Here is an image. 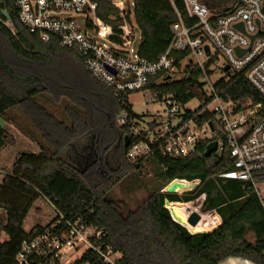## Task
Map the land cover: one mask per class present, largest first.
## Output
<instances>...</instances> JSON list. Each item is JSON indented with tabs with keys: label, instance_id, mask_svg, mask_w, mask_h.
I'll return each instance as SVG.
<instances>
[{
	"label": "trees",
	"instance_id": "trees-1",
	"mask_svg": "<svg viewBox=\"0 0 264 264\" xmlns=\"http://www.w3.org/2000/svg\"><path fill=\"white\" fill-rule=\"evenodd\" d=\"M133 3L129 22L142 35L137 53L143 59L156 61L171 44V27L177 22L176 12L170 0H133ZM1 11L8 12L11 25L8 26L9 22L2 16L0 150L9 143L15 144L2 122L20 103H26L29 112L36 110L39 113L37 126L47 142L41 138L39 154H19L12 171L5 173L0 183V209L7 215L2 232L8 237L6 241L0 237V264H17L22 244L44 234L58 220L56 217L46 227L36 226L30 232L25 231V220L41 198L50 200L65 220H82L91 227L104 230L105 241L122 255L116 264H220L230 258L264 264V209L252 183L220 177L235 169L228 152L211 164L212 157H205L207 145L203 142L196 153L186 158L170 159L156 155L131 164L126 159L125 135L128 131L116 126V117L122 111L139 116L134 113L128 96L116 95L93 78L86 69L85 60L76 52L61 48L56 40L44 43L38 34L29 32L21 23L13 0H2L0 15ZM98 16L108 24L120 23L118 10L111 0H99ZM5 48L25 62V66L35 69L33 73L37 74L39 69V78L15 75L5 63ZM176 56L179 60L184 57L182 54ZM9 70L12 78L17 80L15 89H21L22 93L7 88ZM203 79L200 68L188 67L180 79L159 81L158 77L152 78L146 91L158 101L170 98L186 105L207 98ZM216 88L233 100L263 101L242 74L220 81ZM46 93L56 99L65 96L72 102L67 109L71 127L58 122L40 104L39 109L35 106L33 98L38 95L46 97ZM42 116L53 127L47 128ZM209 118L205 116L202 122ZM54 125L60 133H56ZM101 145H104L106 154L110 153L109 147L112 146L116 154L111 161L117 168L110 167L109 162L101 157ZM79 146L86 150L90 146L92 165L85 167L82 159L77 158ZM125 161L137 174L146 162H154L159 166L156 178L166 182L136 210L129 209L122 201L110 199V189L102 190V185L111 181L112 172L121 171ZM175 179L200 183L194 190L181 195L163 192ZM254 179L257 183H264V173L256 174ZM202 196L205 200L201 212H216L222 223L211 232L192 234L189 224L184 227L174 221L166 201L192 203ZM74 264L103 263L96 254L88 251Z\"/></svg>",
	"mask_w": 264,
	"mask_h": 264
},
{
	"label": "built area",
	"instance_id": "built-area-1",
	"mask_svg": "<svg viewBox=\"0 0 264 264\" xmlns=\"http://www.w3.org/2000/svg\"><path fill=\"white\" fill-rule=\"evenodd\" d=\"M13 1L21 23L29 32L38 34L44 43L56 40L61 48L76 52L85 60L91 76L116 95L129 98L146 91L152 78L170 80L183 76L188 67L200 68L207 98L193 100L199 102L198 107L190 106L192 101L186 105L170 98L158 101L151 94L154 104L162 105L163 109L148 116L126 111L117 115L116 126L127 130L125 136L130 139L126 159L138 164L156 155L186 158L196 153L203 142L207 147L216 142L218 148L210 163L217 162L226 151L235 166L220 177L252 183L264 209V190L257 188L254 179L256 174L264 173V0H170L177 22L171 27L168 50L156 61L141 58L132 48L136 36L129 17L134 4L129 10L128 1L111 0L118 10L117 25L98 16L99 0ZM59 14L69 17H57ZM96 38L110 42L111 46ZM176 54H182L183 59L179 60ZM238 74L244 75L263 101L233 100L216 88L220 81ZM216 75L219 78L213 81ZM129 103L133 106L130 100ZM205 116L210 118L202 122ZM46 201L58 220L50 230L22 244L17 264H70V251H82L81 256L92 251L103 264H116L122 257L105 241L104 230L82 220H65L52 202ZM196 210L201 211V206ZM217 223L214 218L213 230L221 225Z\"/></svg>",
	"mask_w": 264,
	"mask_h": 264
},
{
	"label": "rangeland",
	"instance_id": "rangeland-1",
	"mask_svg": "<svg viewBox=\"0 0 264 264\" xmlns=\"http://www.w3.org/2000/svg\"><path fill=\"white\" fill-rule=\"evenodd\" d=\"M118 2H126L130 1L132 4L133 0H114ZM57 17H69L68 14H59ZM7 25H11L8 23ZM136 39L133 43V50L138 52L142 35L138 28L135 29ZM96 41L111 46L110 42L103 41L100 38H96ZM3 57L6 65L11 69V71L15 72V75H18L19 78H29V77H38L39 78V69H37V74L33 73L34 70H31L30 67L25 66V62H22L9 51L8 48L3 50ZM11 71H8L9 77H7L8 85L7 88L10 90H16L18 92H23L21 89H15V83L17 80L12 78ZM182 75L176 76L175 78L180 79ZM219 75L213 78V81L218 80ZM15 82V83H14ZM31 86V84H28ZM12 87V88H11ZM21 87V86H20ZM208 90V87H207ZM21 93L20 96L22 95ZM46 97L36 96L33 98V102L35 106L39 109V104L42 106L49 114H51L58 122H64L65 126L71 127V119L67 116V109L71 106V101L65 97L61 96L59 99H56L52 94L46 93ZM130 102L133 104V108L136 114L141 116H148V114H152L159 109H163V106L160 104H154V98L151 96V93L148 91H144L141 93L133 94L129 97ZM31 102V101H30ZM147 104L145 107L144 104ZM26 103H20L16 108L11 110L6 119L3 120V125L8 132L12 142L15 144L9 143L6 147L0 150V183L2 182L3 176L5 173H10L13 169V164L19 154L24 152L36 153L39 154L41 152V146L39 142H41V138L47 142V139L44 138L43 133L39 132V113L34 110L30 111L25 106ZM200 104L197 101H192L190 106L198 107ZM83 111V109H82ZM34 115V117L31 115ZM149 118L145 120L146 123L149 122ZM42 122L45 124L47 128L53 127L51 122L48 121L44 116L41 117ZM37 122V123H36ZM38 125V126H37ZM57 128L56 133H60V130ZM88 145L92 146V143H88ZM89 147V148H88ZM87 147V150L84 149L83 146H79V150L76 151L75 155L77 158L82 159V165L86 167V165H92V157L90 146ZM115 147V146H114ZM108 154L104 153V145H101V157L105 159V161L109 162V166H113V162L111 159L115 156L116 152L113 150L112 146L109 147ZM83 155V158L81 156ZM105 155V156H104ZM112 155V156H111ZM109 156V157H108ZM81 165V166H82ZM117 168V165H114L113 168ZM111 168V169H113ZM110 171V170H109ZM159 171V166L154 162H146L143 165V168L139 174L135 173L129 164L125 161V166L121 168V171L112 172V176L109 178L110 182H105L103 184L102 190H107L109 193V198L117 201H122L125 205L131 209L136 210L141 204H143L150 196L153 191H156L160 187L164 186L166 182L163 180H159L156 178V174ZM116 180V181H115ZM109 183V184H108ZM257 188L260 190H264V183H257ZM101 190V191H102ZM191 190V189H187ZM186 190H180V194H182ZM264 196V193H263ZM205 197H201L199 201H196L192 206L193 210L199 209L201 204L204 202ZM171 210H173V216L178 218L179 213H183V209L185 208L182 203H172L169 206ZM182 210V211H180ZM200 215H204V219H202L200 225L198 227H192L193 233L206 226V224L210 223L212 227V220L216 218L217 225L221 222V218L217 217L216 212H208L203 213L198 210ZM195 212V211H194ZM207 216H206V215ZM57 214L55 213L52 205L46 201L45 198H41L36 206L29 213L27 219L24 223V229L26 232H30L34 227L41 226L46 227L51 222H54ZM207 219V221H205ZM7 222L6 213L0 209V237L2 241L8 240V237L2 232V226ZM180 222V221H179ZM182 222V221H181ZM182 224L188 225L184 220ZM82 254V251H70L69 256L71 258V263L74 264L75 260L79 258ZM239 264H246L243 259L237 258Z\"/></svg>",
	"mask_w": 264,
	"mask_h": 264
},
{
	"label": "water",
	"instance_id": "water-1",
	"mask_svg": "<svg viewBox=\"0 0 264 264\" xmlns=\"http://www.w3.org/2000/svg\"><path fill=\"white\" fill-rule=\"evenodd\" d=\"M128 8L129 10H131V2L128 1ZM2 16L9 22L11 23V18L8 14L7 11H2ZM9 26V25H8ZM85 25H82V29H85ZM240 29L244 32L243 26H240ZM207 52H209V48H206ZM239 52V51H238ZM226 71L229 70V68L227 67L225 69ZM130 145V139L128 136H125V146L128 147ZM217 143L216 142H212L208 145L206 153H205V157L210 159L212 157L213 154L216 153L217 151ZM197 187V184L195 183V181L189 182L187 180H180V179H175L172 182H170L165 188L164 191L167 194H179L180 190H187V189H191L194 190ZM170 211V210H169ZM171 213V211H170ZM172 215V213H171ZM173 217V215H172ZM199 218V214H193L192 218H191V222H196V220ZM174 221H176L177 223H179L174 217H173ZM180 224V223H179ZM182 225V224H181ZM185 227V226H184ZM192 233V232H191ZM197 233H202V232H197ZM197 233H192V234H197Z\"/></svg>",
	"mask_w": 264,
	"mask_h": 264
},
{
	"label": "bare ground",
	"instance_id": "bare-ground-1",
	"mask_svg": "<svg viewBox=\"0 0 264 264\" xmlns=\"http://www.w3.org/2000/svg\"><path fill=\"white\" fill-rule=\"evenodd\" d=\"M170 204H172L171 202H169V201H166V207L171 211V213H172V215H174L173 214V210H171V208L169 207L170 206ZM183 204V206L185 207L184 209H183V214L185 215V218H186V220H187V223L191 226V227H197V226H199V224L201 223V221H202V219H204V215H200L199 213H197V210L195 209V210H193V206H192V204H184V203H182ZM195 211V212H194ZM199 214V218L196 220V222H191V218H192V216H193V214ZM176 220L178 219V218H176L175 216H173ZM209 225H211L210 223H208V224H206V227H208L209 229H211L210 231H212L213 229H214V227H212L211 226V228H210V226Z\"/></svg>",
	"mask_w": 264,
	"mask_h": 264
},
{
	"label": "crops",
	"instance_id": "crops-1",
	"mask_svg": "<svg viewBox=\"0 0 264 264\" xmlns=\"http://www.w3.org/2000/svg\"><path fill=\"white\" fill-rule=\"evenodd\" d=\"M180 211H182V210H180ZM217 217H220V216H218L217 215ZM186 221V223H187V220H186V218H185V215L183 214V213H179V216H178V219H177V221L179 222L180 221V224H182V222L183 221ZM182 221V222H181ZM205 221H207V219L205 220ZM208 222V221H207ZM221 223H222V220H221ZM183 225V224H182ZM200 225V224H199ZM184 226V225H183ZM198 227V226H197ZM188 229V228H187ZM211 229H209L208 227H206V226H203V228H200L199 230H197L196 232H194V233H197V232H211L210 231ZM193 233V232H192ZM244 262L246 263V264H249L250 262L249 261H245L244 260ZM220 264H239L238 263V260H237V258H230V259H227V260H225V261H223V262H221Z\"/></svg>",
	"mask_w": 264,
	"mask_h": 264
}]
</instances>
